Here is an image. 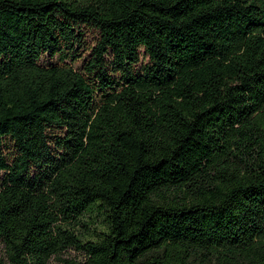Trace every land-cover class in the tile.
<instances>
[{"label":"trees","instance_id":"trees-1","mask_svg":"<svg viewBox=\"0 0 264 264\" xmlns=\"http://www.w3.org/2000/svg\"><path fill=\"white\" fill-rule=\"evenodd\" d=\"M68 249L264 264V0H0V264Z\"/></svg>","mask_w":264,"mask_h":264},{"label":"rangeland","instance_id":"rangeland-1","mask_svg":"<svg viewBox=\"0 0 264 264\" xmlns=\"http://www.w3.org/2000/svg\"><path fill=\"white\" fill-rule=\"evenodd\" d=\"M140 53H142V50H140ZM54 60V58H53ZM53 60H50L49 58H47L46 56H42L39 61L41 63H50ZM141 62H145V58H141ZM73 69H78L80 66L79 61L78 62H73L71 64ZM101 220L100 215L98 214V210L96 208V206L91 207V209L87 210L86 212L83 213V215L80 217V221L82 223H92L93 221L96 223H99ZM79 231H83L82 227L78 228ZM64 259H68V260H75V261H81L83 259V254L81 252H77L74 250H66L64 253H62L58 259H54L51 258L47 264H61L60 260H64Z\"/></svg>","mask_w":264,"mask_h":264}]
</instances>
